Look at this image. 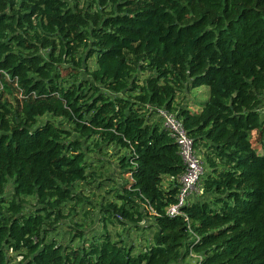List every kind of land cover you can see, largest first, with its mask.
<instances>
[{
    "label": "trees",
    "instance_id": "16d2710c",
    "mask_svg": "<svg viewBox=\"0 0 264 264\" xmlns=\"http://www.w3.org/2000/svg\"><path fill=\"white\" fill-rule=\"evenodd\" d=\"M203 86L197 110L176 104ZM161 108L208 166L203 194L175 216L186 164ZM253 132L264 151V0H0V264H182L191 249L202 264H264ZM105 147L132 180L94 220L61 225L75 246L53 233L77 204L97 208L75 186L99 179L89 153ZM145 215L143 241H126Z\"/></svg>",
    "mask_w": 264,
    "mask_h": 264
},
{
    "label": "rangeland",
    "instance_id": "374dc122",
    "mask_svg": "<svg viewBox=\"0 0 264 264\" xmlns=\"http://www.w3.org/2000/svg\"><path fill=\"white\" fill-rule=\"evenodd\" d=\"M89 65L92 68L95 66L94 59L90 60ZM66 72L67 71H64V73H66ZM209 96H210L209 88L206 86L193 88V89H185V90L181 91L180 93H178L177 99H176V104L177 105H180V104L188 105L191 109L192 108H199V105L204 104L209 99ZM252 142H253V145L255 147H258V153L263 154L264 151H263L261 144H260V141H259L258 132H253ZM89 154H91L90 156H92L91 161L94 163V167L98 166L96 168V170L98 172L97 175L100 177H99V179L97 178L95 183H93L91 186L86 185L85 183H80V184H77L75 186V188H76L77 192H81V194L88 196L87 197L88 199H90L91 201L96 203L97 208L91 209V205L87 202H82L80 204H77L75 210H74V202L65 205V207H64L65 213H68L71 210H74V212H77V215L76 216L72 215L67 220H64L61 223H59L58 224L59 228L61 225L68 224L70 222H72V223L75 221L82 222L83 220H87L90 222V221L94 220V217L96 218V216L98 215V209H99L98 206L100 205V203H102V202L106 203L108 200L114 198L115 195H114V193H111V190L116 189L120 182L125 183L127 181L131 182V180H132V178L130 177V174H127L126 172H124V170L120 169V167L118 165V158L120 155L117 154L116 149H113L111 147L110 148L105 147L104 153H102V154H100L99 152H96L95 154L90 152ZM98 158H102L103 161L99 162ZM202 159L204 161V168L207 171L208 166L205 163V160H204L205 158L203 156H202ZM108 178L113 179L114 183L106 181V180H108ZM100 182H103V185L101 188L98 187V184ZM164 186L165 187L168 186L167 179H165ZM202 194L203 193H200V195H202ZM82 210L85 212L81 215L80 211H82ZM88 210H91L92 212L89 214V216H86L85 213ZM145 217H147V215H145L143 217V220H142V221L145 220V222L139 224V231H136L131 227L129 230L122 232V237L126 241L136 240V242H139V243L141 242L140 240L138 241V238H139L138 232L141 233V231H143L144 228L150 224V220L149 219L146 220ZM130 225L134 226V223H131ZM63 226H61V227H63ZM127 227L128 226H126V228ZM102 228H103V224H101V223H97L95 226L92 225V227H88L86 229V233L88 234L87 238H89V240H90V239H92V236H98L99 234H102L103 233ZM108 229H109L108 231L110 232L112 239H117L118 238L117 235L120 234L118 232V230H121L122 226H119L118 224H110L108 226ZM148 231L150 232V236H153L154 230L148 229ZM54 234L60 240H66L67 239L66 241H70V239H71V234H69L66 231V228H64V227L56 230L55 233H53V235ZM62 238H66V239H62ZM69 243L76 246V245H79L81 243V241L77 239L73 242L70 241ZM190 252L191 251H189L188 255L186 256V259L183 261L182 264H193L194 263V260L196 259V257H190L189 256ZM195 253H197V252H195ZM12 254L13 253H10L11 256H12ZM13 255H14V258L16 261L20 260V258H21L20 255H17V254H13Z\"/></svg>",
    "mask_w": 264,
    "mask_h": 264
},
{
    "label": "built area",
    "instance_id": "2783aa9c",
    "mask_svg": "<svg viewBox=\"0 0 264 264\" xmlns=\"http://www.w3.org/2000/svg\"><path fill=\"white\" fill-rule=\"evenodd\" d=\"M155 115L161 119L163 126L175 138L180 154L186 164V171L178 181V202L167 208V213L175 216L181 213L182 206L192 203L200 193H203V189L199 184L201 177L205 173L204 161L195 148L193 138L188 134L182 119L178 117L176 112L161 108L158 109ZM151 210L152 213H155L153 208ZM144 222L145 220L142 221V223ZM138 237L143 241V231L141 233L138 232ZM190 251L189 256L196 257L193 264H202L204 255L198 252L195 253L192 249Z\"/></svg>",
    "mask_w": 264,
    "mask_h": 264
},
{
    "label": "crops",
    "instance_id": "0c3cea01",
    "mask_svg": "<svg viewBox=\"0 0 264 264\" xmlns=\"http://www.w3.org/2000/svg\"><path fill=\"white\" fill-rule=\"evenodd\" d=\"M193 110H197V108H192Z\"/></svg>",
    "mask_w": 264,
    "mask_h": 264
}]
</instances>
